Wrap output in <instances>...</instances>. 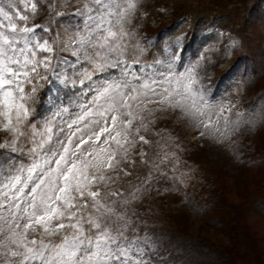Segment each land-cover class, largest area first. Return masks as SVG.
Here are the masks:
<instances>
[{
    "label": "snow or ice",
    "instance_id": "6c2138e0",
    "mask_svg": "<svg viewBox=\"0 0 264 264\" xmlns=\"http://www.w3.org/2000/svg\"><path fill=\"white\" fill-rule=\"evenodd\" d=\"M140 7L0 0V264H150L134 205L190 179L159 125L231 145L264 124V107L217 101L201 58L185 63L186 33L153 53Z\"/></svg>",
    "mask_w": 264,
    "mask_h": 264
},
{
    "label": "rangeland",
    "instance_id": "374dc122",
    "mask_svg": "<svg viewBox=\"0 0 264 264\" xmlns=\"http://www.w3.org/2000/svg\"><path fill=\"white\" fill-rule=\"evenodd\" d=\"M181 3L164 0L153 5L150 0L148 7H141L132 25L139 38L149 43L153 53H158L153 46L159 43L162 55L166 40L186 33L185 63L201 58L202 75L206 82L212 81L218 102L231 101L240 110L264 107V0L245 5L238 11V26L230 29L220 28L218 14L196 29L176 8ZM43 21L42 16L35 23ZM56 31L54 25L53 35ZM232 40L238 43L232 45ZM159 127L179 138L180 171L190 179L187 186L179 185V191L166 192L162 183L160 194L154 190L134 205L143 221L139 225L154 229L150 241L155 246L178 234L231 262L264 264V209L258 205L264 202V124L244 127L231 145L211 136L200 138L188 124L162 122Z\"/></svg>",
    "mask_w": 264,
    "mask_h": 264
},
{
    "label": "trees",
    "instance_id": "16d2710c",
    "mask_svg": "<svg viewBox=\"0 0 264 264\" xmlns=\"http://www.w3.org/2000/svg\"><path fill=\"white\" fill-rule=\"evenodd\" d=\"M153 5L160 4L164 0H152ZM181 5L177 6L183 17H188L194 27L199 28L210 19L213 20L215 14H218V25L222 29H230L238 26L239 15L238 11L244 6H249L253 0H224L217 2L215 0H179ZM150 0H140L141 7H148ZM178 2V0H177ZM152 5V6H153ZM140 7V8H141ZM244 11V10H243ZM225 22V23H223ZM193 29V28H192ZM135 31H138L135 28ZM146 42V41H145ZM148 43V42H147ZM153 51V49H152ZM264 202L259 201V206L262 209ZM140 227V235L147 233L148 237H152L154 229L149 227ZM151 230V231H150ZM204 251H207L206 253ZM152 264H237L235 261H229L224 256H220V252L208 250L204 244H197L187 240L184 236L168 235L166 242L155 245L149 251L146 257ZM237 259V258H236ZM240 260V258L238 259Z\"/></svg>",
    "mask_w": 264,
    "mask_h": 264
}]
</instances>
